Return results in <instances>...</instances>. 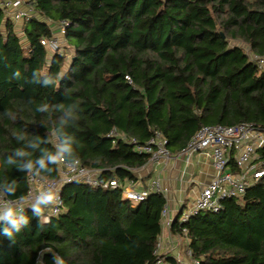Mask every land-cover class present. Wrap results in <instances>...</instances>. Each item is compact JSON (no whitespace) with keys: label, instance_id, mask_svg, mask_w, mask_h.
Instances as JSON below:
<instances>
[{"label":"trees","instance_id":"16d2710c","mask_svg":"<svg viewBox=\"0 0 264 264\" xmlns=\"http://www.w3.org/2000/svg\"><path fill=\"white\" fill-rule=\"evenodd\" d=\"M27 2L35 15L23 22L22 37L0 11V184L17 182L15 195L5 196L23 197L28 188L27 174L4 164L24 144L15 139L19 133L50 139L40 147L52 151L64 135L73 136L82 166L100 170V181L116 179L124 186L149 156L107 136L112 130L138 142L158 130L176 153L203 125L264 126V68L249 57L264 56V0ZM61 21L67 24L69 60L63 51L50 53L41 44L59 31ZM36 69L53 76L63 71L59 87H45L43 76L31 82ZM16 70L20 79H13ZM42 103L50 105L48 112L36 111ZM60 104L71 105L73 115L54 107ZM258 152L264 159V147ZM40 154L36 150L33 158ZM50 166L51 174L39 175L56 179L57 165ZM61 198V213L43 230L26 208L29 226L14 241L0 234V264H53V253L65 264L157 261L162 194L132 204L120 188L72 182L63 186ZM181 210L169 231L185 237L199 264H264L261 184L224 200L216 213L199 212L179 222ZM164 262L179 264L169 255Z\"/></svg>","mask_w":264,"mask_h":264},{"label":"built area","instance_id":"2783aa9c","mask_svg":"<svg viewBox=\"0 0 264 264\" xmlns=\"http://www.w3.org/2000/svg\"><path fill=\"white\" fill-rule=\"evenodd\" d=\"M0 11L13 24L24 22L35 13L27 0H0ZM60 29L51 38L42 39L41 44L50 53L61 52V46L55 34H62L67 25L59 23ZM19 37L23 34L17 33ZM250 60L259 68H264V56L249 53ZM129 81V78L126 77ZM107 136L126 140L137 153L147 154L149 160L156 164L168 162L171 153L167 148L166 138L158 130H154L144 142H138L134 138L126 139L121 133L112 130ZM264 147V126L253 123H239L235 125H203L189 139L185 147L180 151L186 160L193 154H205L211 160L214 175L211 180L200 189L190 206L183 208L179 215V222L187 221L191 216L199 212L216 213L222 209V202L230 198L241 197L248 187L261 184L264 188V159L259 150ZM236 167L233 171L229 165L231 160ZM71 160H66L57 165L58 176L56 179H47L39 174H27V192L23 197L12 199L0 193V206L11 202L14 206L30 208L29 205L43 189L52 188L59 193V202L45 210V215L50 218L57 216L62 211L61 192L64 185L79 182L91 186L105 188H120L122 198L132 204L147 198L150 193H162L158 180H153L148 187L135 190L132 186H122L116 179H98L100 170L88 169L79 162L76 166H70ZM166 216V206L161 211V220ZM170 221L164 225L169 228ZM190 254V251H189ZM154 264H165L158 258ZM193 264H199L193 259Z\"/></svg>","mask_w":264,"mask_h":264},{"label":"clouds","instance_id":"9594fccd","mask_svg":"<svg viewBox=\"0 0 264 264\" xmlns=\"http://www.w3.org/2000/svg\"><path fill=\"white\" fill-rule=\"evenodd\" d=\"M43 76L44 86L59 87V81L64 76V72H58L54 76L49 75L47 71L40 69L33 70L32 81L38 82L40 77ZM21 72L19 70L14 71L13 79H20ZM58 110H65L66 116H72V106H65L63 104L54 106ZM50 109V105L42 103L37 106L36 111L40 113H46ZM66 123L65 119H61V124ZM59 135V130L56 133ZM15 139L20 142L24 141L22 147L16 148L11 155L6 156L4 164L8 166H15L17 171L24 172L26 174H39L41 172L51 174L55 168L50 165H59L62 162L71 159L70 166H76L79 164L78 155H74L73 144L75 138L71 135H64L62 142L55 146V150L42 149L41 144L51 143L48 138L36 136L33 139H28L25 133H19L15 136ZM40 150L41 154L33 158V154L36 150ZM25 158H27L25 160ZM17 191V182L12 180L10 183L5 182L0 184V193L7 195H15ZM59 202V193L52 188L43 189L34 198L29 207L32 209V216L37 218V227L43 230L44 225L49 223L48 216L45 215V210L50 206L56 205ZM0 222H3L2 234L10 240L14 241L15 234L20 233L23 229L27 228L30 224L29 217L24 212L23 206H14L11 202L0 206ZM50 251V250H49ZM53 264H65L63 258L58 254L53 253Z\"/></svg>","mask_w":264,"mask_h":264},{"label":"crops","instance_id":"0c3cea01","mask_svg":"<svg viewBox=\"0 0 264 264\" xmlns=\"http://www.w3.org/2000/svg\"><path fill=\"white\" fill-rule=\"evenodd\" d=\"M132 173L134 180L124 185L132 186L135 190L148 187L153 180L159 181L166 206V216L161 221L162 231L158 237L159 251L171 247L168 251L171 255L176 250L173 247L176 235H172L164 224L171 222L181 209L190 206L200 189L211 180L214 175L211 160L205 154H193L186 160L180 152H176L171 153L164 164L148 161L133 169Z\"/></svg>","mask_w":264,"mask_h":264},{"label":"rangeland","instance_id":"374dc122","mask_svg":"<svg viewBox=\"0 0 264 264\" xmlns=\"http://www.w3.org/2000/svg\"><path fill=\"white\" fill-rule=\"evenodd\" d=\"M22 22H17V24H14L15 26V30L16 32H19L22 30ZM57 28V26L55 27ZM54 29V28H53ZM62 34L58 33V34H55V36H57V40L59 41L60 43V46H61V49L63 51V53L65 54L66 56V59L69 60L70 59V56H71V49H64V46H65V41L63 39V36H61ZM25 43V40L23 39L22 40V44ZM242 43H238V45H240ZM244 50L246 52H248L247 48H244ZM61 51V52H62ZM52 140L55 141V137L52 136ZM204 214V213H202ZM173 235V234H172ZM175 240H174V243L173 244V247L176 248V250H174V252L170 255V250H171V247H166L164 251H159L160 250V247H159V243L157 245V255H158V258H161L162 261L164 262V257L169 255V256H173L175 258V260L179 263V264H193V259L191 258V254H189V250L187 249V246H186V242H185V237H178V236H175ZM170 246V245H168ZM169 251V252H168ZM165 264H167L166 262H164Z\"/></svg>","mask_w":264,"mask_h":264}]
</instances>
